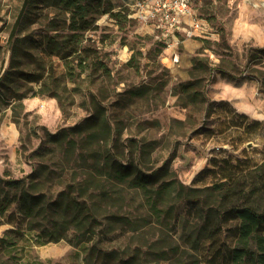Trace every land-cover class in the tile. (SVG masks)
<instances>
[{
  "label": "rangeland",
  "instance_id": "rangeland-1",
  "mask_svg": "<svg viewBox=\"0 0 264 264\" xmlns=\"http://www.w3.org/2000/svg\"><path fill=\"white\" fill-rule=\"evenodd\" d=\"M22 1L0 0V76L13 40L19 67H45L49 75L42 94H33L39 82L13 78L8 88L0 87V207L13 194L2 179L46 165L37 180L48 190V209L26 218L15 202L0 208V264H208L214 256L222 261L216 249L232 243L233 222L204 236L206 227L215 230L206 215L218 209L211 185L221 173L213 160L220 165L228 158L237 166L264 160V91L256 79L212 72L203 75L211 108L190 102L181 84L191 79L194 57L212 66L231 53L243 65L248 48L264 47V0H204L196 12L207 32L178 38L173 47L125 15L127 0H103L93 12V27L81 34L79 47L89 51L65 58L58 45L64 41L69 49V30H48L50 19L61 23L65 15H54L53 7L38 0L28 1L7 44ZM45 33L56 35L58 43L46 41ZM80 55L85 64L78 65ZM50 92L57 93V108L44 112ZM34 97V110H26L24 100ZM96 107L110 123L105 137L90 126L67 130L61 142H45L42 126L58 133L82 123ZM236 113L247 115L245 125L235 126L242 122ZM8 126L17 130L16 159L7 146ZM105 147L153 175L145 190L131 178L118 181L104 172ZM195 241L198 248L191 247Z\"/></svg>",
  "mask_w": 264,
  "mask_h": 264
},
{
  "label": "trees",
  "instance_id": "trees-1",
  "mask_svg": "<svg viewBox=\"0 0 264 264\" xmlns=\"http://www.w3.org/2000/svg\"><path fill=\"white\" fill-rule=\"evenodd\" d=\"M35 0H30L33 4ZM44 5L53 7L54 15L64 13V18L60 22L50 19L48 30L57 34L63 27L69 30V38L67 41L69 49L65 48L64 41L58 45V49L62 50L63 55L60 57H70L76 52H86L89 49H81L79 47L82 41L81 34L84 31L91 29L94 22L93 12L100 10L103 5V0H38ZM35 4V2H34ZM126 4V3H125ZM127 6V5H126ZM109 12L103 9L101 13ZM116 17L120 16V11L113 14ZM125 15L128 18L135 19L131 16V10L127 6ZM136 20V19H135ZM95 31V30H92ZM46 41L52 40L58 43L56 35H47ZM10 50L8 68L0 76V87L8 88L12 79H19L25 83L39 82V89L34 92L45 93L46 77L49 72L45 71V67L40 69L27 71L19 67V58L15 51V40L8 46ZM215 65L210 66L208 61L201 57L192 59V67L190 70L191 79L181 84V92L188 97L190 102H199L210 105V100L205 96L204 81L206 74H220L221 77L236 80L243 75L245 78L256 79L259 87L264 91V47H250L246 50V61L242 65L237 58H232L231 53H225ZM78 59L79 64H85L83 55ZM24 95H18L15 99H21ZM50 97H57V93H51ZM215 102V101H214ZM216 103V102H215ZM214 103V104H215ZM220 104H227V101L221 100ZM218 103V104H219ZM23 107V103H20ZM208 108V106H207ZM242 122L237 126L245 125L244 121L247 115L244 113H236ZM98 126L99 130L104 133V137L110 132V123L108 117L100 112L96 107L94 113L89 115L82 123L70 126L68 129L58 133L48 132L44 126L45 142L59 141L61 142L67 135L66 131L80 132L84 128ZM103 137V138H104ZM72 140V139H71ZM70 141V139H69ZM238 165H232L230 159L220 160L217 165V160H213L214 166H217L221 173L220 180L214 182L211 187L218 192V209H210L208 216L215 222V230L211 233L210 227H206L204 236H215V232L219 233L226 222H233V240L232 243L219 245L216 249V254L220 255L222 261H215L217 256H214V261L208 264H264V160L258 164H252V160H248ZM223 164V165H221ZM101 168L106 174L112 176L118 181L131 178L132 181L142 189H146L148 183L153 178V175L143 172L138 166H132L124 163L118 155H115L110 147H105L103 150V163ZM48 171L46 165H38L29 173L20 178H5L2 179L5 186L13 188L11 197L4 198V203L1 205V211H4L11 202L17 203V209L26 218H31L39 214H45L48 209V190L43 189V185L37 180L44 172ZM195 190V189H193ZM5 196V195H4ZM52 202V201H51ZM85 206L91 211V207ZM198 211V210H197ZM201 217V215H200ZM207 219V218H206ZM15 230V229H7ZM212 236V237H213ZM3 237H0L2 240ZM60 237L56 236L49 240L57 241ZM48 241V238L47 240ZM42 242H44L42 240ZM215 239L211 241L213 244ZM39 244H42L38 240ZM198 241L192 243L191 247L198 248ZM40 264V263H34Z\"/></svg>",
  "mask_w": 264,
  "mask_h": 264
},
{
  "label": "built area",
  "instance_id": "built-area-1",
  "mask_svg": "<svg viewBox=\"0 0 264 264\" xmlns=\"http://www.w3.org/2000/svg\"><path fill=\"white\" fill-rule=\"evenodd\" d=\"M204 0H133L126 3L131 16L142 25H150L155 35L167 47H173L180 38L207 32L206 22L197 15V7ZM178 61L177 54L171 57Z\"/></svg>",
  "mask_w": 264,
  "mask_h": 264
},
{
  "label": "crops",
  "instance_id": "crops-1",
  "mask_svg": "<svg viewBox=\"0 0 264 264\" xmlns=\"http://www.w3.org/2000/svg\"><path fill=\"white\" fill-rule=\"evenodd\" d=\"M127 1L128 2H126V3H129V2H132L133 0H127ZM140 28L142 30H144V31L147 30L148 32H152V33H154V31H155L153 29V27L150 26V25L143 24V25L140 26ZM181 37H183V35L180 34V38ZM38 100H39L38 97H34V98L28 99V100H24V104H25L26 110H34L33 108H35V106L37 105ZM45 103L47 104V109L44 110V112L45 111L48 112V106L53 111H55V108H57L56 100L54 98L50 97V96H47V98L45 99ZM40 106H43V104H40ZM241 112H244V111H241ZM8 128H9V132H10L11 137H10L9 140L6 139L9 142V143H7V146L10 147V149H11V151H12V153H13L15 159H16V152H15V149H14L15 147L14 146H15L16 139H17V132H16L17 130H16V128L12 129L10 126H8Z\"/></svg>",
  "mask_w": 264,
  "mask_h": 264
},
{
  "label": "water",
  "instance_id": "water-1",
  "mask_svg": "<svg viewBox=\"0 0 264 264\" xmlns=\"http://www.w3.org/2000/svg\"><path fill=\"white\" fill-rule=\"evenodd\" d=\"M28 1L29 0H23L22 1L21 7L19 9V12H18V14H17V16H16V18H15L13 24H12L10 32L8 34L7 44H9L12 41V39H13V37L15 35V32H16L17 27H18V25L20 23V20H21V18L23 16V13H24V10L26 8V5L28 4ZM3 67H4V60L2 61L1 66H0V71L1 72L3 71Z\"/></svg>",
  "mask_w": 264,
  "mask_h": 264
}]
</instances>
